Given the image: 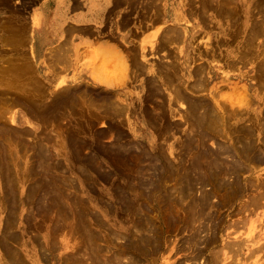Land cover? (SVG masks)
<instances>
[{
	"label": "rangeland",
	"instance_id": "obj_1",
	"mask_svg": "<svg viewBox=\"0 0 264 264\" xmlns=\"http://www.w3.org/2000/svg\"><path fill=\"white\" fill-rule=\"evenodd\" d=\"M3 1L4 0H0V2H1L0 3L1 4L0 5V19H1L0 23L3 27V29L8 28L5 25L10 23V22L14 23V25L19 24L18 25L19 27H20V25H22L23 27L21 26V28H24V26L26 27L27 25H25L26 24L25 22H27L28 15H29L27 12L29 10L28 8H31V6L33 5L34 2H36V0H22L24 2V5H23V3H21L22 2L21 0H13V1L12 0L11 1L5 0L4 1L5 3ZM6 1L7 2L9 1L8 2L9 4L11 2L12 5L9 7H8V5L4 6V4H8ZM202 1L203 0H201V1L198 0V2H197L196 0H193L191 3L194 6L197 5L199 7V10H198L199 13L197 11H195L196 20L193 21L194 25L191 24L190 29H189V33L191 34L190 35L191 36L190 41H189V50L187 53L184 54V58H183L184 59L183 69L185 71V74L182 77V80L177 79L176 82H175V80H173V82H175V85L173 84V82H168L169 86L167 84V91L165 92L166 95L165 96L162 95V96H164V98L162 96H160L161 101H160V99L158 100V101H160L158 103L164 102V103H166L167 106H165V105L158 106L159 105L158 104L156 106L159 107V109H157L155 107V105L151 106L152 108L150 106H147L145 109H144V106L137 107L136 114H135L134 107H127V108L122 107L123 109H121V108L120 109L123 111H121L119 113H118V111H117V113H115V111H113V114L112 113L110 114V116L112 115V117L110 119L111 121L110 120L109 121L104 120L103 122H98V123L95 122L96 124L94 122L93 123L88 122V126H87V123L86 124L84 123L85 127L83 128V130H85V135H82L81 137H74V138H61V137H56L53 132L42 131L44 128L40 127L39 123H37L35 121H23L21 119L18 120L17 117H15V115L17 112L21 111V109L23 108L21 105H14V104L7 105L6 103H4V105H1V103H0L1 109L3 108L2 111L0 109V111L2 113V114L0 113V152L2 153L4 151V154H6L8 152V154L10 155L9 151L11 150L13 152V155L11 157H12V159H14V160H12L14 165L11 164V166L12 165L16 166L15 162H20V165H19L20 171L17 170V171H15V173L18 172V173L23 174V175L21 174L20 176L14 175V177L9 176L7 174V171H5L6 167L0 161L1 162L0 163L1 164L0 169L2 170L3 173L5 171L4 174L0 172V234H1L0 240L3 239L2 241H4L5 240L4 238L8 239V237H4L5 235H3V234H5V233L11 232L12 235L17 234L18 236L13 235L12 237H9L10 246L13 249H17V250H20L22 252L21 254L23 256V259L25 260L26 263L28 262L27 264H83V263L84 264H88V263L93 264V262H95L94 264H98V263L101 264L100 261H98V257H100L101 254H103L101 256H104V255L108 256L107 253L112 254V255L109 254V256H112V258L113 257L117 258V256H120L119 259L118 258L114 259L115 264L116 263L117 264H124V263L125 264H129V263H131V264L132 263L133 264H140V263L141 264H182V263L183 264H192L193 261H195V262H193V264L194 263H196V264L197 263L198 264H203V263H205V264H236V263L237 264H240V263L241 264H264V259H263L264 258V256H263L264 250L254 252L253 257H252L251 252L250 251L247 252V249L244 250L242 254H235L234 247H232L234 245L233 242L236 241V239L240 240L243 238L249 239L248 243L250 245V249H252V250L255 249L256 247H258L260 244H264L263 243L264 242V231H263L264 230V225H263L264 224V197H262V195L264 194V192H263L264 189H263L262 183H261V182H264L263 181L264 180V171H263L264 170V164L260 165L261 167L259 166L257 168V170L255 169L254 173L251 170L249 171L248 168H247V172L245 169L242 170L241 174H243V175L239 176L241 180L244 178L248 180L250 178L249 180L251 181V179L253 178V179H255V181H253V180L252 181L256 182L258 184L260 183V185H258V188L255 186L254 187L249 186L248 188L245 186H243V187L239 186V189L237 192L238 193L237 195H239V196L234 195L233 193H228V192H227V194H228L227 195L226 190H224L223 187L220 188V187L216 186V182L208 184V185L205 184V186L207 185L206 189L209 188V190H212V187L214 186L215 188L213 187L214 191L212 190V195L213 196L218 195L217 197H219V198H216L213 196H212V198L215 200H213L211 198L212 201H215L214 208H212L211 210L210 209L207 210L211 213V216H210L211 219H209V220H208V218L204 219L205 216L202 217V215H201L200 218H203V219H199V218L197 219L196 218V220H195L194 218H192V215L194 217V214H192V213H195V211H191L192 208L189 209L192 206L194 207V203L193 202L191 204L187 203L188 201H186V200H188V198L185 195L184 196L182 195L183 198L181 197L180 198L181 200L180 199H174L175 196L171 193V191H172L171 189H172V186L174 184L173 183L174 179L172 176L173 173L176 174L177 172H175V171H177L178 168L183 172L185 170V169H183L184 165L185 166L186 165H192V168H193V164H192L193 159L191 157V156H193L192 155L193 153H191L190 148L188 149V146H187L188 145V143H187L188 138H186L187 134L182 129V128H186L188 126V123L183 122L186 125L184 126V124L182 123V125H181L182 128H180L179 130L177 129L176 131L169 129L168 130L169 132L166 131V133L168 132L167 134L165 133V131H164V133H163V131H161L160 133L154 131L152 134V132H151L152 129L150 130V128H151L150 125L155 122L156 117L158 115H160L162 117L163 116L167 117V118L165 117L166 122H164V124H166V123L168 124V122H170L169 120L174 121L176 119V121H177V119H178V121H179V119H181L180 115L182 116V114H184L183 111L185 110L184 109L185 104H184V102H181L182 98H180L181 96H179V94H176V92H178V90H179L178 88L184 84L185 80H186V82H185L186 85L184 84L185 86H182V89H184L183 91H186L185 89L189 88L190 91H192L194 94H200V95L201 94L207 95V94H210V91H215V94L217 92L218 96L222 97L223 100L225 99L226 96L230 95L231 93L236 94L235 91H236L237 87H242L239 89L242 91L243 87H247V85H248L250 87L249 92L247 93V97L249 96L248 97L249 98L248 99L249 100V109L250 108L251 109L257 108L258 109V108L264 107V99H263L264 98V82H263V80H264V74H263L264 73L263 72L264 62H263V60L264 59H262V58H264V55H263L264 54V47H262L264 45V31H263V33L256 36V38L254 39V42H251L252 45H254L255 43H256L255 45H258V46H254L255 49H253V46H251L250 43L247 44V42H245L243 40L244 39V31L243 30L246 28V26L250 25V23L254 24L255 23L254 21H256L257 19H258L257 21H259L260 19L264 20V16H263L264 15V9H263L264 8V2H263L264 0H257V1L256 0H249V1L248 0H231L232 2H230L231 5H229V6L231 8L235 7V9L237 8V10L239 7V11L236 10L237 11L236 12V11H234L235 10L234 9L233 10L234 12L232 11L229 14V16L226 15L227 13L224 14V13L219 12L218 9L216 10L217 2H215L214 0H211V3L210 2L208 3V0H204L203 2ZM205 1H207V2L205 3ZM233 1H234V3H233ZM2 2L4 4H2ZM256 2H259V3H256ZM20 3H21V5H23V8H21L22 6L20 5ZM232 3L234 5V7H232L233 6ZM236 3L239 6H237ZM243 6H245V7H243ZM10 7L11 8L13 7V8L8 9ZM205 7L206 8L209 7V8L206 9ZM258 7H260V8H258ZM16 9L18 11L22 10L25 12H21V13H24L21 16L20 12H18ZM208 9H210V10L208 11ZM257 9H258V11H257ZM9 10H10V12H9ZM13 10L14 11L16 10V13H14ZM206 10L208 11V13ZM240 11H241V13H240ZM252 11H253V16L251 14ZM257 12L258 13L261 12V14L260 13L258 14ZM10 13H11V15H10ZM13 13L16 14L17 16L14 15ZM235 13L237 15H235ZM247 13H248V16H246ZM223 14L226 16H224ZM231 14H232V16H230ZM239 14H240V17L243 16L244 18L243 17H241V18L237 17V16H239ZM12 15H14L16 17H14ZM198 15L201 16L202 19ZM219 15H221V16H219ZM10 16L14 17V18H11ZM6 17L8 18V20ZM227 17H229V18H227ZM231 19H233V20H231ZM208 20H209V22H208ZM18 21H20V22H18ZM203 21L204 22L206 21V22L203 23ZM236 21H237V23H236ZM3 23H4V26H3ZM23 23H24V25H23ZM245 24H247V25H245ZM231 26L233 27V29ZM236 28H238L239 32ZM3 29H2L3 34L8 32L7 30L3 31ZM26 29H27V27H26ZM226 29H228L229 31ZM231 29H232V31H230ZM0 30H1V26H0ZM240 31H241V33H240ZM236 32H237V34H235ZM2 33L0 34V36L2 35ZM234 36L236 38H234ZM219 37L221 38V41H219L220 40ZM225 38H227V39H225ZM243 43L246 44L245 46H247V45L248 46L247 47L243 46L242 45ZM262 43H263V45H262ZM216 45L218 47L219 46L220 47L218 48V47H216ZM260 45H262V46H260ZM241 48H243V49H241ZM244 49L248 50V51H245ZM249 50H250V52H249ZM261 50H262V53L260 55ZM2 51L4 52L5 49H3ZM214 51H216V52H214ZM242 51H244V52H242ZM246 52L248 53L247 56H246V54H244ZM251 52H253L254 55L251 54ZM249 53L251 54V56ZM240 54L242 57L238 58V55L240 56ZM243 54L245 55L244 59H243ZM255 55H256V58H255ZM253 56H254V58H253ZM189 57H190V60H189ZM223 57L225 58L226 61L224 60ZM245 57L247 58L246 60H245ZM237 58H238V60H237ZM248 59L249 60L251 59V61L249 62ZM229 60L232 62V64H229V62H230ZM260 60H261V62L259 63ZM225 62H226V65H225ZM257 62H258V66H257ZM195 63H197V64H195ZM5 64H7V63L5 62ZM242 64H245V65L242 66ZM206 65H207V67H206L207 76H206V80L204 81L205 83L201 82L199 80H195L196 78L194 79L193 76L190 77V71L192 69H197L200 66L202 67V66H206ZM230 65H232V66L236 65L238 68L236 66L235 67L231 66V68L235 69L234 71H231L230 70L231 68H229ZM259 65L262 67L263 70H261V67L258 68ZM252 67H254V68H252ZM236 70H237V72H236ZM258 70H260V71H258ZM256 71H258V72H256ZM209 75H212V76L214 75V76L211 79L209 77ZM231 75L234 77L230 78ZM253 75H255L258 78L260 76V78H263V80L261 79V81H260L256 77H254ZM177 81H178V83H177ZM179 81H181V82H179ZM197 81L200 82L199 83L200 85L198 84ZM258 81H260V82H258ZM191 83L193 84V87H192ZM195 83H197L198 86ZM231 83H235L234 89L230 88ZM179 85H181V86H179ZM188 85H190L191 88ZM194 85H196V86H194ZM201 85H203L202 88H204V89L201 88ZM18 87L15 86L16 90H14V92H12L13 89H10V92H9L8 87H7V83H5L4 86H0V90H1L0 93L3 94L7 90L6 92H9L10 94L9 93H6V94L9 96H11V95L14 97H16V95H17V97L22 96L23 89H21V91H20V89ZM171 87H173V88H171ZM171 89H173V90L171 91ZM257 89H259L262 92V93L259 92L262 96H260L256 93ZM254 90H256V91H254ZM174 96H175V99H174ZM218 96L217 97L215 96V97L218 98ZM171 97H172V99H171ZM177 98H178V100H177ZM184 99H183V101H185ZM178 101H179V103H178ZM171 103H173V104H171ZM161 106H165V108L161 107ZM154 107L156 108V110H159V111L156 112ZM174 107H176V108H174ZM124 109H126V111ZM173 109H174V111H173ZM175 109H177L176 112H175ZM160 111H162V112H160ZM252 111L253 110H250L249 113L247 114V116L249 115L250 118L252 116L256 117L255 112H252ZM154 112H155L156 116L154 115ZM158 112H159V114H158ZM164 112H166V114L168 116ZM35 113H37V110H35ZM122 113H123V115H122ZM151 113H152V115H151ZM116 114H118V115H116ZM119 114H121V115H119ZM123 116L127 117L126 119L128 120L126 122V126L122 122V120L125 119ZM150 117H152L154 120L150 121L148 119ZM250 118L246 119L249 122L245 120V124L249 123L246 125H251L250 122H253V119L252 118L250 119ZM165 119H163V120H165ZM112 121H114V122H112ZM179 122H181V121H179ZM110 123H112V125ZM149 123H150V125H149ZM4 125L6 127H4ZM64 125L66 128L69 127V129L70 128L74 129V124H72L71 122L69 123L66 121V122H64ZM109 125L111 126L110 132H109V130H108V132L105 131V133H104L105 136L103 135V136L98 137L97 132H99V130H101V129H107V127ZM117 125H118V127H117ZM101 127H103V128H101ZM116 127H117V129H116ZM252 127H253V125H252ZM6 128H8V129L11 128V130H6ZM92 128H94V129H92ZM49 129L50 128L48 127L47 130H49ZM114 129H116L117 131H114ZM121 129H122V131H120ZM15 130H16V132H15ZM118 132L121 135H119ZM121 132H123V133H121ZM260 132L261 131L258 129L257 133H260ZM21 133H23V135H21ZM95 133H96L98 138L95 137ZM161 133H162V136H161ZM183 134H186V135H184L185 137L182 136ZM4 135H8V136H4ZM16 135L19 137H17ZM158 135L161 137H159ZM123 136H125V137L127 136V137L125 138ZM6 137H8V138H6ZM11 137H13V138H11ZM99 138L101 140H98ZM5 140H7L8 143ZM96 140L101 141V142L97 143ZM185 140H186V144H185ZM18 141H19L20 145L18 144ZM25 141H26V143H25ZM69 141L71 143H73V145L69 144L70 143ZM217 141L218 140L216 138L214 140L209 139L207 141V143L210 144L212 147H216ZM79 142H81L82 144L79 145ZM180 142H182V143H180ZM183 142L185 145L183 144ZM23 144H26V145H23ZM39 145H41V147H43V150L45 148L46 149L44 151L43 150L41 151V147ZM1 146H2V150H1ZM37 146L40 147V150L38 149ZM188 150L190 152H188ZM70 152H75V153L69 154ZM196 154L194 153V155H196ZM155 155L158 156L160 160H157ZM11 157H10V159H11ZM20 159H21V161H19ZM152 159H154V161H151ZM162 161L166 165V167L168 165V168L171 166L170 167L171 169H174V168L175 169L170 170V168L169 169L167 168L166 170H161L162 176L159 177V181L164 183V187H165V185H167L166 189H165L166 192L164 190H161V191L153 190V192H152V189L150 192L147 189L146 183H150L149 181L152 178H156V175H155V177H153L155 174V171L153 169H151V170H149V169H150V167L154 166V164L156 162L159 165ZM151 162H152V164H151ZM42 163H43V165H46L48 167L51 166V167H49L50 169L45 168L44 170H42L43 169ZM251 164L253 165V163H251ZM149 165H150V167H148ZM25 166H31L32 168L35 167L36 169L34 171H36V172H34V171L30 172V174L28 173L29 174L28 175L25 172ZM143 166L144 167L146 166V167L144 168ZM12 168L15 169V167H12ZM147 168H149V169H147ZM3 169H5V170H3ZM21 169H23V171ZM141 169H143V170H141ZM180 170H179V174H181ZM168 171L170 173H168ZM172 171H174V172H172ZM195 171L196 170H194V171L192 170L190 172L192 174L187 173V175H189V177L191 175L192 178H194L195 180H196V178L200 177L199 179L202 182L204 180V176L206 174L202 173L204 175V176H202V174L200 175L199 173L198 174L196 173L198 177H195V175H194ZM40 174H41V176H40ZM37 175H39V176H37ZM42 175L44 178L42 177ZM45 175L47 178L45 177ZM185 175L186 174H184L183 176L187 177ZM163 176H164V178H163ZM201 176H202V179H201ZM10 177H11V179H10ZM189 177H187V178H189ZM49 178H50V180H48ZM53 178H54V180H53ZM4 179L6 180V182L4 181ZM163 179H164V181H163ZM171 179H172V183H171ZM180 179L182 180V178H180ZM194 179H192V180H194ZM221 179H223V178H221ZM228 179L229 178H227V180ZM230 179H233V178H230ZM223 180L225 182L226 179H223ZM45 181H46V183H44ZM29 184L32 185L33 187L30 186ZM198 184L199 183H197V186H198ZM209 185L210 186L212 185V186L210 187ZM219 185H220V181H219ZM239 185H240V183H239ZM10 186H12V187L8 189V187H10ZM15 186H16L18 191L16 190ZM41 186H42V189L40 188ZM52 186H54V187H52ZM197 186H195V190H194L196 192H194V191L193 192L197 193L198 189H199L198 194H200L203 191V189H202L203 186L201 184H199L200 187L202 186L201 188H199V187L197 188ZM45 187H47V188H45ZM244 187H245V189H244ZM30 188H32V189H30ZM203 188H205V187H203ZM241 188H242V190H241ZM10 189H12V190H10ZM13 189H14V191H13ZM51 189H53V190H51ZM144 189H145V191H144ZM201 189H202V191H200ZM252 189H253V193L251 191ZM4 190L6 193L4 192ZM222 190H223V192L224 191L225 192L222 193ZM255 190H256V192H255ZM44 191H47V192L50 191L51 194L49 192L48 193L45 192L46 193L45 194ZM162 191L165 193H163ZM244 191H245V193L243 194ZM249 191L251 192L250 194H252L251 197L249 195ZM53 192L56 194L58 193V195L53 194ZM159 192L163 193L165 195V197L163 194H160ZM214 192H216V193L214 194ZM9 193H10V195H8ZM41 193H42V195H41ZM156 193L158 194V197H156L157 196ZM194 193H192V194L195 197L196 194H194ZM258 193L259 194L261 193L262 195L261 194L259 195ZM148 194L150 196H148ZM166 194H169V195H166ZM219 194H221V195L219 196ZM229 194H231V195H229ZM39 195L42 197H40ZM125 195H127V196H125ZM244 195H246L248 198ZM258 195H259L258 200L261 199L259 202H260V204L262 203L261 204L262 207L260 205V207L258 206V208H257L254 205H252L253 203L251 204L250 202H251L252 198H254V196L257 197ZM4 196H5V198L7 197V199H3ZM38 196H39V199L36 198ZM8 197L12 198V200L10 198L8 199ZM23 197H25V198L23 199ZM226 197H227V199H226ZM229 197H231V198H229ZM35 198L37 201L35 200ZM228 198H229V200H228ZM32 199H34V200H32ZM182 199H183V201H182ZM5 200L8 203L5 204ZM19 200H21V201H19ZM125 200H126V202H125ZM224 200H226V201H224ZM234 200H235V203H233ZM244 200H245V202H244ZM18 201H19V203H18ZM58 201H59V203H58ZM246 201H248V202L246 203ZM32 202H34V203H32ZM169 202L171 203V206L169 205L170 204ZM181 202H183V204ZM37 203H39V204H37ZM40 203L43 204V206L42 205L40 206ZM47 203H48V205L46 207L45 205ZM229 203H230V205H229ZM244 203L246 206L245 205L243 206ZM2 204L5 206H3ZM180 204L182 207L180 206ZM12 205L13 206L15 205V206L13 207ZM172 205H173V207H172ZM225 205H227V206H225ZM185 206L188 209H184V208H186ZM4 207L6 208V210ZM128 207L131 209H129ZM219 207H221V208H219ZM243 207H244V209H243ZM40 208H42V209H40ZM126 208H128L129 210ZM235 208L238 210H236ZM239 208H241V209H239ZM50 209H51V211H50ZM192 210H194V209H192ZM231 210L233 211V213L231 212ZM207 211L205 213H207ZM239 211H240V213H239ZM249 211H250V213H249ZM5 212H6V214H5ZM15 212H16V214H14ZM171 212H172V214H171ZM177 213L178 214L180 213V215H178ZM220 213H222V214H220ZM44 214H46V215H44ZM63 214H65V215H63ZM81 214H82V217H81ZM5 215L6 216L8 215V219H6L7 217ZM86 215H87V217H86ZM213 215H214V217H213ZM248 215H249V217H248ZM61 216L62 217L64 216V218H61ZM169 216L172 218H170ZM12 217L14 219H12ZM56 217H58V218H56ZM148 217H150V219ZM220 217L222 219H220ZM4 218H5V220H4ZM66 218L69 220H67ZM79 218H81V220ZM147 218L149 221H151L150 224L148 223L149 222L148 220L146 221ZM169 218H170V220L172 219L174 221L171 220L172 221L171 222L169 220ZM213 218H214V220L216 219V223L213 220ZM242 218L244 220L246 218V220L244 221ZM9 219L12 220L10 223L9 231H8V227H7V229L5 228L7 231H5V229L2 231L3 227L7 226L6 223H7V221H9ZM144 220H145V222H143ZM200 220H203V221H200ZM211 220H213L214 222H212ZM217 220L219 222L218 225H217V223H218ZM236 220H237V223L240 220L238 224H236V222H235ZM242 221H243V223H242ZM146 222L150 226L151 225L153 226V227L151 226L152 228L149 226L151 228V230L149 227H147L145 230V227L147 224ZM198 222H199V224H198ZM220 222H221V226H220ZM230 222H232L233 224ZM59 223L60 224L62 223V224L60 225ZM200 223H201V225H200ZM203 223L204 224L208 223V224H205L206 225L205 226ZM13 224H14V226H13ZM148 224H147V226H148ZM213 224H214V227L212 226ZM225 224H226V226H225ZM231 224L234 226H232ZM239 224H240V226H239ZM242 224L243 225L245 224V225L242 226ZM62 225H64V226H62ZM97 225H99V226H97ZM100 225H101V227L103 226L104 228L103 227L101 228ZM141 225H143V226L140 227ZM155 225L157 226L156 228H155ZM194 225L195 226L197 225L196 231L199 230L198 234L197 233L196 234L199 235L200 238L202 237L200 242H199V240H200L199 236L198 237L196 236L197 238L193 237V236L191 237L192 239L193 238H196V240L199 239L195 243L192 239L188 238L191 235H193V233L196 232L195 231L196 228L195 227H194L195 229L193 228ZM198 225L200 226L199 228H201L202 231H201V229H198ZM202 225L205 227V229H204V227H202ZM208 225H210V227L212 226L211 227L212 229ZM8 226H9V223H8ZM143 227H144V229H142ZM189 227L191 228V230ZM134 228L135 229L138 228V229L135 230ZM192 228L194 229L195 232L193 231ZM84 229H85V231H83ZM88 229L90 232H92L91 230H93V232L98 234V237H100V238H98V240L100 239V241L96 240V243L98 245H101L100 246L101 249H104L106 247L103 251L100 250L98 252L97 256L98 255L99 256L96 259L97 262L95 261V259H90L91 254L93 252H92V248H90L91 244L88 245L90 242H88V244H87V241H90L87 238L88 236L80 237L81 235H86L88 232ZM147 229H149L150 232L147 231ZM209 229H211L212 231L214 230L213 232L216 231V233H213L211 231L213 234V235H211V233L209 232L210 231ZM77 230H79V231H77ZM110 230H111V232H110ZM139 230L142 232L140 233ZM73 231H74V234L72 235ZM155 231L157 232V234ZM1 232H3V233H1ZM57 232H58V234H57ZM90 232H88L87 235H89ZM133 232H135V233H133ZM143 232H146V233H143ZM207 232L209 233V235ZM75 233H77V234H75ZM111 233H114V235L112 234L113 239L111 238V235H110ZM79 234H80V236H79ZM118 234H120V235H118ZM133 234H134V236H133ZM147 234L152 236V237L149 236V239L152 238L151 239L152 241L150 242L152 244L147 243V242L144 243L145 241L141 242L140 239L142 238V235L145 236ZM206 234L208 235V237ZM250 234H251V236H250ZM116 235H117V237H114ZM125 236H127V237H125ZM155 236H157V237L159 236L160 241H159V238L155 239L156 238ZM203 236H204V239H203ZM213 237H214V240L212 241ZM237 237H239V238H237ZM83 238H85V239L87 238V239L86 240L84 239V241H83ZM89 238H90V236H89ZM101 238L104 240H101ZM114 238H116V239H114ZM127 238H128V242L126 241ZM187 238L190 240L188 241ZM215 238H216V240H215ZM109 239H110V241H109ZM133 239H135V240H133ZM137 239H138V243H136ZM111 240H113V241H111ZM114 240L117 243H115ZM251 240L253 242H251ZM218 241L220 242L222 247L220 246ZM230 241H232V243H230ZM78 242H79V246H78ZM81 242H84V244H83L84 246L82 245ZM107 242H108V244H107ZM189 242L191 245L192 244H194V245L189 247V245H190V244H188ZM201 242H203L204 245ZM96 243H95V245H96ZM196 243L198 244L197 249L195 248ZM124 244L126 247L124 246ZM157 244H158L159 248L156 247ZM159 244H161V245H159ZM76 245L78 247H76ZM85 245H87V246L85 247ZM107 245L109 246V248ZM81 246H82V248H81ZM145 246L147 247V249ZM154 246H155V248H154ZM127 247H129V248H127ZM138 247H139V249H138ZM205 247H206V250H205ZM227 247H229V248H227ZM110 248H112V249H110ZM132 248H134V249H132ZM190 248L192 249V251ZM198 248H199V250H198ZM2 249L4 250L3 246H0V264H5L3 262V260L1 259V257L3 259L8 260V255L6 256L5 255L6 252L4 251V253H3ZM85 249H86V251H85ZM140 249H141V251H140ZM78 250L80 251V253ZM142 250L144 251V253ZM146 250H148V251H146ZM193 250L194 251L197 250V253L193 252ZM211 250L212 251L214 250V251L212 252ZM218 250H220L221 252H219ZM83 251H84L85 255L83 254V257H82L81 253H83ZM89 251H91V252H89ZM129 251L131 253H129ZM231 251H233V252H231ZM76 252H78V253H76ZM87 252H89V253H87ZM105 252H106V254H104ZM120 252L122 253V255H120L121 254ZM124 252H126V253H124ZM215 252H216L217 256H215ZM86 253H87V255H86ZM94 253H96V250L94 251ZM2 254L4 255L5 258L3 257ZM78 254H80L79 255L80 257L78 256ZM127 254H129L130 256ZM139 254H141V255H139ZM192 254H194V255H192ZM196 254H199V255H196ZM233 254H235V255H233ZM250 254H251V256H250ZM74 255H75V257H74ZM123 256L127 258V262H124V261H126V260H124L126 258H123ZM131 256H133V257H131ZM139 256L142 258V261H140V262H139V260H141V258ZM196 256H198V257H196ZM73 259H74V261H73ZM214 259L216 260V262L214 261ZM218 259H219V262H217ZM231 259H232V261H231ZM89 260H94V261L91 262ZM118 260H119V262H117ZM122 260H124V261H122ZM234 260H235V262H234ZM81 261H83V262H81ZM136 261H137V263H136Z\"/></svg>",
	"mask_w": 264,
	"mask_h": 264
},
{
	"label": "crops",
	"instance_id": "obj_2",
	"mask_svg": "<svg viewBox=\"0 0 264 264\" xmlns=\"http://www.w3.org/2000/svg\"><path fill=\"white\" fill-rule=\"evenodd\" d=\"M150 1L152 3H150ZM156 1L157 3L154 0H36L28 10L29 19L26 23L27 29H29H26V31H30L29 34L31 35L27 42L17 45V50L12 44H8L7 46V44L2 45L0 43V49L4 46L8 48V50H6L7 48L4 47L6 50L5 57L11 55V57H14L15 54L16 56L14 59H16L22 54L23 56L27 55L25 58L22 56L24 60L22 58H19V60L22 59V61L25 62L29 61V63L31 61L32 64H29L28 62L27 64L31 65V67H29L32 70L36 67V70H30L31 72L35 71V74L31 73L33 74L31 75L29 71L26 77L22 78L24 79L23 96L21 100L23 102H21L22 104L18 103V98H15L17 103L15 102L14 104L21 105L23 108L16 113L15 117H17L18 120L35 121L39 123L40 127L44 128L42 131L53 132L56 137L74 138L85 135V130H83V128L87 122H91L90 120H93L92 122H98V119L102 118L99 122H103L104 120L109 121L111 119L109 118V114L113 113V110L109 111L111 110L109 107L117 106L118 103L116 102H119V100L122 104L119 102L118 106L124 104V107H134L135 114L137 107L145 105L152 106V104L157 105L160 97L159 95H165V92L167 91V84L170 81V76L168 75L174 71V68L171 67H174L173 65L175 62H178L179 65L178 63L177 65L179 68L184 70V60L182 59L184 58V54L189 50V41L191 37L189 29L191 24L194 25L193 21L196 20L195 11L198 12L199 7L191 4V0ZM148 3L153 4V9ZM155 3L157 4L156 6ZM190 7L192 9H190ZM159 8L161 10H159ZM188 10L192 11L190 12ZM168 28L173 31L167 30ZM165 29L167 33H164V35L169 37L171 34H175L176 36H174L178 40L176 41V38L172 35L170 37L174 38V40L171 38L172 41L167 39V36L165 39L164 35L161 33L164 32ZM168 31L171 32V34ZM181 32L183 33L180 34ZM29 34L27 33L28 36ZM165 40H169V43L167 44ZM29 44L31 46H29ZM29 50L31 52H27ZM55 50L59 51H56L58 54ZM51 54H57L56 57H58L56 58L55 55ZM166 55L171 56V59ZM178 56L179 58L176 59ZM54 57L57 60L59 57L60 59L58 61L56 60V62ZM162 57L165 59H163L164 62L167 61L166 63L161 61ZM27 58L28 60H26ZM19 62L21 63V61ZM172 62L174 63L173 65ZM22 63L24 64V62ZM162 65L165 67L168 66L166 68L164 67L165 72L163 68H160ZM18 68L16 71H13L14 75H16L15 72H17ZM170 69L173 71L170 72ZM168 70L170 71L168 72ZM36 72L38 74H36ZM148 77L151 79H148ZM152 78H156L158 82L155 81L156 79L152 80ZM166 78H168L169 81L165 82ZM162 79H165V81L163 82ZM31 80L36 83L38 82L39 84H35L33 81L31 82ZM41 82H43V88L41 87ZM25 83H27V85ZM28 83L33 86L28 85ZM153 84L154 86H159L158 89L161 88L160 91L154 86L152 88ZM46 85L51 87L53 92L50 91V88L48 87V89ZM148 85H151V87ZM28 86L36 88H33L34 90H32ZM45 87L47 90H45ZM63 87L66 89H63ZM162 88L163 91H161ZM67 89L70 91L72 90L73 92H67ZM28 90L34 92L30 93ZM100 90L105 93H100ZM48 92L56 94L51 95L49 93L51 97L50 99L49 95H47ZM87 92H92L93 94H88ZM72 94L75 96H72L71 99ZM40 96L43 98H39ZM46 96H48V100ZM153 97H157L158 99ZM61 98L63 99L61 100ZM64 99H66L68 103H72L67 104ZM149 99L153 100L150 101ZM31 100L35 101H33V105ZM41 100L42 102L40 105ZM112 100L115 102H112ZM156 100L157 102H155ZM62 101L65 103L63 104ZM78 101H81L82 103ZM83 102L84 105L82 107ZM107 102H109V104ZM35 103L37 105H35ZM71 104L73 107L72 109ZM48 106L49 109L47 108ZM74 107L76 108L75 110ZM105 107L107 110L104 109ZM100 108L103 109V111H101ZM35 110H37V113H35ZM91 111L92 114L95 115L96 113V115H92ZM105 111L106 113H110H107L106 115ZM102 112L103 115L101 114ZM90 114L95 118L97 116L98 119L96 118V120L91 117ZM66 121L74 124V129H69V127L66 128L64 125V122ZM48 127L50 128L49 130H47ZM69 144L73 145L71 142ZM74 153L75 152H70L69 154Z\"/></svg>",
	"mask_w": 264,
	"mask_h": 264
},
{
	"label": "bare ground",
	"instance_id": "obj_3",
	"mask_svg": "<svg viewBox=\"0 0 264 264\" xmlns=\"http://www.w3.org/2000/svg\"><path fill=\"white\" fill-rule=\"evenodd\" d=\"M5 1V0H4ZM3 1V2H4ZM11 1V0H10ZM13 1V0H12ZM22 1V0H21ZM156 3H157V1L156 0H154ZM162 1V0H161ZM187 1H189V0H187ZM191 1H193V0H191ZM197 2H198V0H196ZM201 1V0H200ZM204 1V0H203ZM202 1V2H203ZM215 2H217V8H216V10L218 9L219 10V12H221V13H227L226 15H228L229 16V14L235 9V7H234V5H233V3H234V1H233V3H232V7H234V8H231L229 5H231L230 4V2H232L231 0H214ZM249 1V0H248ZM257 1V0H256ZM2 2V4H4ZM7 2V1H6ZM9 2V1H8ZM7 2V3H8ZM32 2V1H31ZM207 1H205V3H206ZM211 3V0H208V3ZM260 2V1H259ZM259 2H256V3H259ZM264 2V1H263ZM1 3V2H0ZM21 3H23V5H24V2L22 1ZM21 3H20V5H21ZM150 3H152L151 1H150ZM150 3H148L149 5H151L150 7H152V5L153 4H150ZM155 3V6L157 5ZM229 3V4H228ZM238 3V2H237ZM237 3H236V5H237ZM15 4V3H14ZM13 4V5H14ZM188 4V3H187ZM186 4V5H187ZM190 4V3H189ZM202 4V3H201ZM228 4V5H227ZM239 4V3H238ZM1 5V4H0ZM5 5H8V7L9 6H11L12 5V3L10 2V4L8 3V4H4V6ZM23 5H21L22 7L21 8H23ZM28 5V4H27ZM211 5V4H210ZM227 5V6H226ZM249 5V4H248ZM261 5V4H260ZM17 6V5H16ZM188 6V5H187ZM190 6V5H189ZM197 6V5H196ZM237 6H239V5H237ZM256 6V5H255ZM27 7V6H26ZM149 7V8H150ZM154 7V6H153ZM153 7H152V9H153ZM201 7V6H200ZM243 7H245V6H243ZM263 7V6H262ZM3 8V7H2ZM13 8V7H12ZM11 7L10 8H8V9H12ZM17 8V7H16ZM206 8V7H205ZM207 8H209V7H207ZM206 8V9H207ZM258 8H260V7H258ZM18 9V8H17ZM16 9V10H17ZM28 9H30V8H28ZM151 9V8H150ZM188 9V8H187ZM190 9H192L191 7H190ZM212 9V8H211ZM255 9V8H254ZM264 9V8H263ZM16 10L14 11L13 10V12L14 13H16ZM20 10V9H19ZM157 10V9H156ZM159 10H161L160 8H159ZM205 10V9H204ZM210 9H208V11H209ZM237 10V8L234 10V11H236ZM262 10V9H261ZM8 11V10H7ZM18 11V10H17ZM188 11H190V10H188ZM192 11V10H191ZM190 11V12H191ZM207 11V10H206ZM208 11H207V13H208ZM233 11V12H234ZM237 11H239V7H238V10ZM236 11V12H237ZM255 11V10H254ZM257 11H258V9H257ZM260 11V10H259ZM9 12H10V10H9ZM18 12H20V14H21V16H22V14H24V13H21V12H25V11H18ZM28 12V11H27ZM205 12V11H204ZM245 12V11H244ZM263 12V11H262ZM13 13V14H14ZM199 13V12H198ZM239 13V12H238ZM240 13H241V11H240ZM256 13V12H255ZM254 13V14H255ZM258 13V12H257ZM260 14H261V12H259ZM258 13V14H259ZM158 14V13H157ZM223 14V15H224ZM251 14H252V16H253V11L251 12ZM257 14V15H258ZM5 15V14H4ZM10 15H11V13H10ZM14 15H16V14H14ZM14 15H12V16H14ZM207 15V14H206ZM226 15H224V16H226ZM235 15H237L236 13H235ZM263 15V14H262ZM261 15V16H262ZM17 16V15H16ZM16 16H14V17H16ZM156 16V15H155ZM199 16V15H198ZM219 16H221V15H219ZM230 16H232V14L230 15ZM234 16V15H233ZM246 16H248V13H247V15ZM264 16V15H263ZM3 17V16H2ZM1 17V18H2ZM11 17V16H10ZM9 17V18H10ZM14 17H11V18H14ZM159 17V16H158ZM157 17V18H158ZM200 18H201V16H199ZM237 17H240V14H239V16H237ZM236 17V18H237ZM241 17H243V16H241ZM240 17V18H241ZM7 18V17H6ZM10 18V19H11ZM31 18V17H30ZM222 18V17H221ZM225 18V17H224ZM227 18H229V17H227ZM231 18V17H230ZM235 18V17H234ZM244 18V17H243ZM9 19V20H10ZM28 19H29V17H28ZM159 19V18H158ZM157 19V20H158ZM202 19V18H201ZM1 20V19H0ZM3 20V19H2ZM7 20H8V18H7ZM231 20H233V19H231ZM239 20V19H238ZM258 20V19H257ZM254 21L255 23L253 24V23H250V25H248V26H246V28L243 30L244 31V41L245 42H247V44L248 43H250L251 44V42H254V39L256 38V36L257 35H259V34H261V33H263V31H264V20H262V19H260L259 21ZM16 21V20H15ZM3 22V21H2ZM17 22V21H16ZM18 22H20V21H18ZM29 22V21H28ZM206 22V21H205ZM204 21H203V23H205ZM208 22H209V20H208ZM207 22V23H208ZM26 23V22H25ZM232 23V22H231ZM236 23H237V21H236ZM18 24V23H17ZM21 24V23H20ZM209 24V23H208ZM207 24V25H208ZM225 24V23H224ZM233 24V23H232ZM19 25V24H18ZM18 25H14V23H8V24H6L5 26L6 27H8V28H6V29H3V27H2V25H1V23H0V26H1V32H0V34L2 33V29H3V31L5 30H7L8 32H6L5 34H3L2 33V35L0 36V43L2 44V45H5V44H7V46H8V44H12L15 48L16 47H18L17 45H20L21 43H24V42H27V40H28V38L30 37V35L31 34H29V32H27L26 31V27L24 26V28H21V26L22 25H20V27L18 26ZM23 25H24V23H23ZM25 25H27V23L25 24ZM167 25H169V24H167ZM222 25V24H221ZM234 25V24H233ZM245 25H247V24H245ZM3 26H4V23H3ZM229 26V25H228ZM227 26V27H228ZM240 26V25H239ZM23 27V26H22ZM173 27V26H172ZM171 27V28H172ZM232 27V26H231ZM235 27V26H234ZM238 27V26H237ZM177 28V27H176ZM181 28V27H180ZM239 28V27H238ZM238 28H236L237 30H238ZM241 28V27H240ZM29 29V28H28ZM27 29V30H28ZM221 29V28H220ZM232 29H233V27H232ZM232 29L230 30V31H232ZM242 29V28H241ZM26 32H25V31ZM164 30V29H163ZM162 30V31H163ZM167 30H170V31H173V30H171V29H167ZM181 30V29H180ZM226 30H228V29H226ZM236 30V31H237ZM229 31V30H228ZM169 32V31H168ZM238 32H239V30H238ZM27 33L29 34V36L27 35ZM162 33V35H164V33L166 34L167 32H166V29H165V31L164 32H161ZM170 34H171V32H169ZM168 33V34H169ZM173 33V32H172ZM183 32H181L180 34H182ZM230 33V32H229ZM240 33H241V31H240ZM235 34H237V32L235 33ZM172 35V34H171ZM170 35V36H171ZM175 34H173L172 36L173 37H175L174 36ZM234 35V34H233ZM239 35V34H238ZM167 35H164V38L166 37ZM166 37L167 39H170L171 37ZM236 36V35H235ZM234 36V38H236ZM239 37V36H238ZM165 38V39H166ZM176 38V37H175ZM220 38V37H219ZM228 38V37H227ZM227 38H225V39H227ZM31 39V38H30ZM172 40H174V38H171ZM170 39V40H171ZM181 39H182V36H181ZM171 40V41H172ZM176 41L178 40L177 38L175 39ZM236 40V39H235ZM166 41V40H165ZM170 41V42H171ZM219 41H221V38H220V40ZM257 41V40H256ZM167 42V44L169 43V40L168 41H166ZM239 42V41H238ZM178 43V42H177ZM223 43V42H222ZM216 44V43H215ZM256 44V43H255ZM252 45L251 44V46H253V49H255L254 48V46H258V45ZM258 44V43H257ZM164 45V44H163ZM243 46H245L246 44H242ZM262 45H263V43H262ZM262 45H260V46H262ZM29 46H31L30 44H29ZM160 46H161V44H160ZM214 46V45H213ZM212 46V47H213ZM248 46V45H247ZM247 46H245V47H247ZM1 47V46H0ZM4 47H6V46H4ZM4 47H2L1 49H0V86H4L5 85V83H7V87H8V91L10 92V89H13L12 90V92H14V90H16V88H15V86L16 87H18L19 89H20V91H21V89H23V86H24V83H23V81H24V79H22V78H25L26 77V75H27V73L30 71V70H32L30 67H31V65H29L30 63H31V61H30V63H29V61H22V56H23V54L21 55V52H20V55L21 56H18L16 59H14L15 58V54H14V57H11V56H8V57H5L6 56V50H8V48L3 52L2 50L4 49ZM61 47H63V46H61ZM216 47H218L217 45H216ZM220 47V46H219ZM218 47V48H219ZM262 47H264V45L262 46ZM10 48V47H9ZM30 48V47H29ZM13 49V48H12ZM18 48H16V50H17ZM62 49V48H61ZM241 49H243V48H241ZM247 49V48H246ZM249 49V48H248ZM14 50V49H13ZM26 50V49H25ZM59 50V49H58ZM55 50V52L57 51V52H59V51H61V50ZM175 50H177V49H175ZM245 50V49H244ZM263 50V49H262ZM262 50H261V52H260V55H261V53H262ZM64 51V50H63ZM178 51V50H177ZM176 51V52H177ZM241 51V50H240ZM239 51V52H240ZM245 51H248V50H245ZM257 51V50H256ZM10 52V51H9ZM23 52H25V51H23ZM27 52H31L30 50L29 51H27ZM56 52V53H57ZM179 52V51H178ZM214 52H216V51H214ZM242 52H244V51H242ZM241 52V53H242ZM249 52H250V50H249ZM18 53V52H17ZM258 53V52H257ZM25 54H27V53H25ZM24 54V55H25ZM30 54H32V53H30ZM58 54V53H57ZM56 54V55H57ZM62 54H63V52H62ZM169 54V53H168ZM244 54H246V56H247V52L246 53H244ZM243 54V59H244V55ZM250 54V53H249ZM251 54H253L254 55V53L253 52H251ZM251 54H250V56H251ZM51 55H55V54H51ZM56 55H55V57H56ZM259 55V54H258ZM264 55V54H263ZM27 56V55H26ZM26 56H23L24 58L26 57ZM167 57H170V59H171V56H168V55H166ZM172 56H173V54H172ZM32 57V56H31ZM55 57H54V59H55ZM58 57V56H57ZM56 57V58H57ZM60 57H61V55H60ZM60 57L58 58V60L60 59ZM175 57V56H174ZM225 57V56H224ZM223 57V58H224ZM242 56H241V54H240V56L238 55V58H241ZM19 58H22L21 60H19ZM159 58H161V57H159ZM158 58V59H159ZM166 58V57H165ZM179 58V56L176 58V59H178ZM238 58H237V60H238ZM253 58H254V56H253ZM255 58H256V55H255ZM262 58V57H261ZM33 59V58H32ZM32 59H30V60H32ZM51 59V58H50ZM52 59H53V57H52ZM163 57H162V62H164L163 61ZM221 59V58H220ZM247 58L245 57V60H246ZM252 59V58H251ZM251 59L249 60V62L251 61ZM262 59H264V58H262ZM261 59V60H262ZM24 60V59H23ZM26 60H28V58L26 59ZM57 59H55V61H56ZM57 60V61H58ZM62 60V59H61ZM60 60V61H61ZM159 60V61H160ZM165 60V59H164ZM166 60H167V58H166ZM182 60H184V59H182ZM189 60H190V57H189ZM224 60H225V58H224ZM228 60V59H227ZM234 60V59H233ZM236 60V61H237ZM240 60V59H239ZM261 60L259 61V63L261 62ZM19 61H21V63L19 62ZM36 61V60H35ZM50 61V60H49ZM52 61V60H51ZM54 61V62H55ZM56 61V62H57ZM170 61V60H169ZM175 61V60H174ZM173 61V62H174ZM223 61V60H222ZM226 61V60H225ZM230 61V60H229ZM258 61V60H257ZM5 62L7 63V64H5ZM22 62H24V64L22 63ZM27 62L29 63V64H27ZM33 62V61H32ZM157 62V61H156ZM167 61H165L164 63H166ZM172 62V65L174 64ZM231 62V61H230ZM229 62V64H232V62L230 63ZM244 62V61H243ZM263 62H264V60H263ZM52 63V62H51ZM160 63V62H159ZM163 63V64H164ZM177 63L178 62H175V64L173 65L174 67H171V68H174V71L173 70H168V72L170 71V72H172L171 74L169 73V75L168 76H170V78H169V80L171 81V82H173V80H175V82H176V80L177 79H181L182 80V77L184 76V74H185V71L184 70H182V68H179V63H178V65H177ZM240 63V62H239ZM255 63V62H254ZM32 64V63H31ZM55 64V63H54ZM62 64V63H61ZM168 64V63H167ZM195 64H197V63H195ZM199 64V63H198ZM238 64V63H237ZM262 64V63H261ZM260 64V65H261ZM33 65H34V63H33ZM166 65V64H165ZM170 65H171V63H170ZM169 65V66H170ZM225 65H226V62H225ZM243 65H245V64H242V66ZM259 65V67L258 68H260L261 66ZM30 66V67H29ZM198 66V65H197ZM231 66L232 65H230V67L229 68H231ZM236 66V65H235ZM235 66H232V67H235ZM257 66H258V62H257ZM256 66V67H257ZM19 67V68H18ZM33 67V66H32ZM158 67V66H157ZM165 66H163L162 65V67H160L161 69L163 68V70L166 68V67H168V66H166L165 68H164ZM195 67V66H194ZM193 67V68H194ZM206 67H207V65L206 66H200L199 68H197V69H192L191 71H190V77H192L193 76V78L195 79V80H199V81H201V82H204L205 80H206V76H207V72H206ZM237 67V66H236ZM18 68V70H17V72H15L16 73V75H14L13 73V71L15 70L16 71V69ZM22 68V69H21ZM170 68V67H169ZM169 68H167V69H169ZM238 68V67H237ZM252 68H254V67H252ZM213 69V68H212ZM215 69V68H214ZM233 69V70H232ZM23 70V71H22ZM33 70H36V67H35V69H33ZM32 70V71H33ZM211 70V69H210ZM231 71H234L235 69L234 68H231L230 69ZM257 70V69H256ZM261 70H263L262 69V67H261ZM22 71V72H21ZM162 71V70H161ZM258 71H260V70H258ZM258 71H256V72H258ZM21 72V73H20ZM163 72V71H162ZM164 72H165V70H164ZM166 72H167V70H166ZM236 72H237V70H236ZM249 72V71H248ZM263 72H264V70H263ZM31 73H34L35 74V71L34 72H31L30 71V74ZM158 73H159V70H158ZM243 73V72H242ZM261 73V72H260ZM23 74V75H22ZM36 74H38L37 72H36ZM156 74V73H155ZM168 74V73H167ZM223 74V73H222ZM264 74V73H263ZM31 75H33V74H31ZM31 75H29V76H31ZM154 75V74H153ZM152 75V76H153ZM161 75V74H160ZM218 75V74H217ZM243 75V74H242ZM248 75V74H247ZM256 75V74H255ZM255 75H253L254 77H256ZM261 75V74H260ZM28 76V77H29ZM133 76V75H132ZM137 76V75H136ZM163 76V75H162ZM164 76H165V74H164ZM167 76V77H168ZM214 76V75H213ZM212 75H209V77L212 79V77H213ZM250 76V75H249ZM252 76V77H253ZM258 76V75H257ZM34 77H35V75H34ZM51 77V76H50ZM153 77H155V76H153ZM225 77V76H224ZM232 77H234V76H230V78H232ZM30 78V77H29ZM28 78V79H29ZM37 78V77H36ZM162 78H164V77H162ZM258 80H260L261 81V79L263 80V78H260V76H259V78L258 77H256ZM255 78V79H256ZM31 79V78H30ZM30 79H29V81H30ZM35 79V78H34ZM33 79V80H34ZM148 79H151L150 77H148ZM156 78H152V80H155ZM27 80V79H26ZM33 80H31V82L33 81ZM163 80V79H162ZM168 80V78H166V81H165V79L163 80V82L165 81V82H167V81H169ZM155 81H157L158 82V80L156 79ZM169 81V82H170ZM194 81V80H193ZM192 81V82H193ZM199 81H197L198 82V84L200 83ZM256 81V80H255ZM260 81H258V82H260ZM26 82V81H25ZM175 82H173V84L175 85ZM179 82H181V81H179ZM185 82H186V80H185ZM185 82H184V84H185ZM195 82V81H194ZM257 82V83H258ZM263 82H264V80H263ZM2 83V84H1ZM33 83H35V84H37L36 82H34L33 81ZM42 83L43 82H41V87H42ZM151 83V82H150ZM152 83H153V81H152ZM151 83V84H152ZM177 83H178V81H177ZM205 83V82H204ZM26 85H27V83H25ZM34 84V85H35ZM39 84V83H38ZM45 84V83H44ZM149 84V83H148ZM155 84V83H154ZM154 84L152 85V88H153V86H154ZM157 84V83H156ZM167 84V83H166ZM172 84V83H171ZM183 84V83H182ZM182 85V86H185V85ZM195 84H197V83H195ZM198 84H197V86H198ZM202 84V83H201ZM28 85H31V84H29L28 83ZM147 85V84H146ZM158 85V84H157ZM159 85H160V82H159ZM163 85V84H162ZM191 85H192V87H193V84L191 83ZM200 85V84H199ZM260 85V84H259ZM31 86H33V85H31ZM40 86V85H39ZM44 86V85H43ZM47 86V85H46ZM51 86V85H50ZM66 86V85H65ZM148 86H150L151 87V85H148ZM168 86H169V83H168ZM171 86V85H170ZM173 86V85H172ZM179 86H181V85H179ZM178 86V87H179ZM182 86L181 87H179L177 90H178V92H176V94H179V96H181L180 98H182V101L181 102H184V104H185V110L183 111V113L184 114H182V116L180 115V118L181 119H179V121H181V122H179L178 121V119H177V121H176V119L173 121H171V120H169L170 122H168V124L166 123V124H164V122H166V119H165V117L163 118L162 116H160V115H158L157 117H156V120H155V122L154 123H152L151 125H150V123H149V125L151 126V128H150V130H151V132H152V134H153V132L155 131V132H161V131H163V133H164V131H165V133H166V131H168L169 129H171V130H179L180 128H182L181 127V125H182V123L184 122V123H188V126L186 127V128H182L183 129V131L184 132H186V134H187V136H186V138H188L187 140V143H188V149L190 148V150H191V153H193L192 155L193 156H191L192 157V159H193V162H192V164H193V168H192V165H184V167H183V169H185L183 172L178 168V170L177 171H175V172H177L176 174L175 173H173V179H174V184H173V186H172V191H171V193L175 196L174 197V199H180L181 197H182V195L184 196H186L187 198H188V200H186V201H188L187 203H189V204H191L192 202L194 203V207L192 206V207H190L189 209H194V210H192L191 209V211H195V213H192L190 210V212L192 213V214H194V217H193V215H192V218H194L195 220H196V218L198 219H203V218H200V216L202 215V217H204V219L206 218H208V220L209 219H211V213L209 212V211H207L208 209H212V208H214V206H215V201H212L211 200V198H212V190H213V187H212V190H209V188H207L206 189V186L208 185V184H211V183H214V182H216V186L217 187H223L224 188V190H226V194H227V192L228 193H233L234 195H237L238 193V189H239V186H241V187H243V186H245V187H249V186H251V187H257L258 188V185H260V183L258 184V183H256V182H253V181H255V179H251V181L248 179H240V177L239 176H241V175H243V174H241L242 173V170L243 169H245L246 170V172H247V168L249 169V171L251 170V171H253V173H254V171H255V169L257 170V168L260 166V165H263L264 164V107H262V108H255V109H249V96L247 97V93L249 92V89H250V87L247 85V87H243V89H242V91L241 90H239L240 88H242V87H237L236 88V91H235V93L236 94H234V93H231L230 95H228V96H226L225 97V99L223 100L222 99V97H219L218 96V93L216 92V94H215V91H210V94H207V95H200V94H194L192 91H190V89L189 88H187V89H185L186 91H183L184 89H182ZM188 86H190V85H188ZM194 86H196V85H194ZM28 87H30V86H28ZM49 86H47V88H48ZM69 87H70V85H69ZM72 87V86H71ZM80 87V86H79ZM154 87H156L157 89H158V87L159 86H154ZM203 87V85H201V88ZM25 88V87H24ZM33 88H36V87H30V89H32V90H34ZM43 88V87H42ZM47 88L45 87V90H47ZM50 88V91H52L51 89V87H49ZM48 88V89H49ZM65 87H63V89H64ZM67 88H68V86H67ZM155 88V89H156ZM171 88H173V87H171ZM190 88H191V86H190ZM230 88L231 89H234L235 88V83H231L230 84ZM263 88V87H262ZM18 89V90H19ZM58 89V88H57ZM59 89H60V87H59ZM66 89V88H65ZM71 89V88H70ZM150 89V88H149ZM156 89V90H157ZM160 89L161 88H159L158 90L160 91ZM170 89V88H169ZM175 89V88H174ZM196 89V88H195ZM202 89H204V88H202ZM260 89V88H259ZM259 89H257V91L256 90H254V91H256V93L258 94V95H260V96H262L259 92H261ZM36 90V89H35ZM37 90H38V87H37ZM40 90H41V88H40ZM53 90H54V88H53ZM76 90H77V88H76ZM87 90V89H86ZM148 90V89H147ZM155 90V91H156ZM173 89H171V91H172ZM198 90V89H197ZM201 90V89H200ZM1 91V90H0ZM7 91V90H6ZM4 92L3 94H1L0 95V103H1V105H4V103H6L7 105H11V104H14L15 102L17 103V101L15 100V98H18V103H21V102H23V101H21L22 100V96H23V91H22V96H19V97H17V95H16V97H14V96H9V95H7L6 93H9V92ZM27 91V90H26ZM29 91V90H28ZM43 91V90H42ZM55 91H56V89H55ZM68 91H70V90H68L67 89V92ZM72 91V90H71ZM70 91V92H71ZM78 91V90H77ZM96 91V90H95ZM106 91V90H105ZM154 91V92H155ZM161 91H163V88H162V90ZM196 91V90H195ZM199 91V90H198ZM220 91V90H219ZM18 92V91H17ZM30 92V91H29ZM31 92H34V91H31ZM30 92V93H31ZM46 92V91H45ZM53 92V91H52ZM57 92V91H56ZM69 92V93H70ZM73 92V91H72ZM80 92H81V90H80ZM83 92V91H82ZM84 92H86V91H84ZM101 92H104V91H101L100 90V93ZM108 92V91H107ZM110 92V91H109ZM149 92V91H148ZM29 93V94H30ZM49 93L50 92H48V94L47 95H49ZM76 93V92H75ZM88 93V92H87ZM89 93H91V94H93L92 92H89ZM88 93V94H89ZM105 93V92H104ZM103 93V94H104ZM147 93V92H146ZM157 93H158V91H157ZM164 93V92H163ZM262 93V92H261ZM10 94V93H9ZM18 94V93H17ZM28 94V93H27ZM33 94V93H32ZM43 94H44V92H43ZM51 95H54V94H56V93H54V94H52V93H50ZM58 94V93H57ZM71 94V93H70ZM74 94V93H73ZM71 95V99H72V96H75V95ZM83 94V93H82ZM109 94H111V93H109ZM114 94V93H113ZM155 94V93H154ZM161 94V93H160ZM174 94V93H173ZM14 95V94H13ZM40 95V94H39ZM59 95V94H58ZM68 95V94H67ZM87 95V94H86ZM85 95V96H86ZM105 95V94H104ZM166 95V94H165ZM164 95V96H165ZM31 96H33V95H31ZM36 96V95H35ZM42 96H44V95H42ZM42 96H40L39 98H41ZM77 96V95H76ZM80 96H81V93H80ZM85 96H84V98H85ZM90 96H92V95H90ZM114 96V95H113ZM148 96V95H147ZM146 96V97H147ZM156 96H158V95H156ZM159 96H162V94L161 95H159ZM158 96V97H159ZM218 96V98H216V97ZM14 97V98H13ZM47 97V100H48V96H46ZM46 97H44V98H46ZM49 97H50V95H49ZM52 97H54V96H52ZM68 97V96H67ZM78 97V96H77ZM93 97H94V95H93ZM96 97H97V95H96ZM112 97V96H111ZM114 97H116V96H114ZM152 97V96H151ZM163 97V96H162ZM43 98V97H42ZM80 98V97H79ZM90 98V97H89ZM148 98H150V97H148ZM153 98H157V97H153ZM185 98V99H184ZM216 98V99H215ZM24 99V98H23ZM50 99H51V97H50ZM49 99V100H50ZM55 99H56V97H55ZM58 99V98H57ZM63 98H61V100H62ZM83 99V98H82ZM87 99V98H86ZM94 99H95V97H94ZM116 99V98H115ZM158 99V98H157ZM159 99H160V101H161V98L159 97ZM158 99V100H159ZM163 99V98H162ZM171 99H172V97H171ZM174 99H175V96H174ZM183 99L185 100V101H183ZM264 99V98H263ZM11 100V101H10ZM29 100H30V98H29ZM28 100V101H29ZM36 100V99H35ZM40 100V99H39ZM47 100H45V101H47ZM60 100V99H59ZM64 100H66V99H64ZM109 100V99H108ZM117 100V99H116ZM145 100V99H144ZM150 100V99H149ZM153 99H151L150 101H152ZM165 100V99H164ZM168 100V99H167ZM177 100H178V98H177ZM32 101V105H33V101L34 100H31ZM45 101H43V102H45ZM52 101V100H51ZM54 101V100H53ZM83 101H84V99H83ZM86 101V100H85ZM91 101V100H90ZM93 101V100H92ZM100 101H101V99H100ZM110 101V100H109ZM160 101H158V102H160ZM180 101V100H179ZM179 101H178V103H179ZM35 102V101H34ZM41 102H42V100L40 101V105H41ZM47 102H49V101H47ZM58 102V101H57ZM56 102V103H57ZM63 102V101H62ZM66 102H67V100H66ZM70 102V101H69ZM74 102V101H73ZM78 102H81V101H78ZM112 102H115V101H113L112 100ZM119 102H120V100H119ZM119 102H116V103H118L119 104ZM145 102H146V100H145ZM155 102H157V100L155 101ZM157 102V105L158 106H160V105H165V106H167L166 105V103H164L163 101V103H158ZM173 102V101H172ZM176 102V101H175ZM36 103H38V102H36ZM35 103V105H37ZM59 103V102H58ZM65 102H63V104H64ZM70 103H72V102H70ZM70 103H68L67 102V104H70ZM82 103V102H81ZM87 103V102H86ZM86 103H85V105H86ZM89 103V102H88ZM95 103V102H94ZM108 104H109V102H107ZM116 103H115V105H116ZM121 103V102H120ZM147 103H149V102H147ZM153 103V102H152ZM22 104V103H21ZM62 104V103H61ZM66 104V105H67ZM99 104V103H98ZM98 104H97V106H98ZM100 104H101V102H100ZM103 104H106V103H103ZM112 104V103H111ZM118 104H117V106H111V107H109L111 110H109V111H115V113H117V111H118V113L119 112H121V111H123V110H121V109H123L122 107H124L123 105H121L122 107H120V106H118ZM122 104V103H121ZM140 104V103H139ZM171 104H173V103H171ZM176 104V103H175ZM183 104V105H184ZM15 105V104H14ZM51 105V104H50ZM59 105V104H58ZM83 105H84V102H83V104H82V107H83ZM88 105V104H87ZM114 105V104H113ZM170 105V104H169ZM27 106V105H26ZM30 106V105H29ZM46 106H47V104H46ZM53 106V105H52ZM68 106V105H67ZM66 106V107H67ZM77 106V105H76ZM80 106H81V104H80ZM94 106V105H93ZM126 106V105H125ZM140 106V105H139ZM150 106V105H149ZM152 106H153V104H152ZM165 106H161V107H164L165 108ZM9 107V106H8ZM88 107H89V105H88ZM95 107V106H94ZM101 107V106H100ZM104 107V106H103ZM128 107V106H127ZM126 107V108H127ZM147 106L145 105L144 106V109L146 108ZM151 107V106H150ZM155 107L157 108V109H159V107H157L156 105H155ZM154 107V109L156 110V108ZM48 109H49V106L47 107ZM50 108H51V106H50ZM63 108V107H62ZM73 107H72V104H71V109H72ZM95 108H97V107H95ZM102 108V107H101ZM100 108V110L101 111H103V109H101ZM121 108V109H120ZM125 108V107H124ZM152 108V107H151ZM172 108V107H171ZM174 108H176V107H174ZM0 109H1V107H0ZM3 109V108H2ZM2 109H1V111H2ZM9 109V108H8ZM7 109V110H8ZM64 109H67V108H64ZM63 109V110H64ZM70 109V110H71ZM76 108L74 107V110H75ZM94 109V108H93ZM93 109H92V111H93ZM98 109H99V107H98ZM104 109H106L107 110V108L105 107ZM6 110V111H7ZM42 110V109H41ZM87 110V109H86ZM89 110H91V109H89ZM94 110H96V109H94ZM125 111H126V109H124ZM142 110V109H141ZM150 110V109H149ZM162 110V109H161ZM167 110V109H166ZM176 110L177 109H175V112H176ZM250 110H253L252 112H255V114H256V117H251L252 119H253V122H250L251 123V125H246V124H249V123H246L245 124V120L246 119H249L250 118V116L248 115L247 116V114L249 113V111ZM1 111H0V113H1ZM52 111H53V109H52ZM52 111H50V112H52ZM92 111H91V114H92ZM132 111V110H131ZM154 111V110H153ZM157 111H159V110H156V112ZM173 111H174V109H173ZM43 112V111H42ZM55 112V111H54ZM69 112V111H68ZM72 112V111H71ZM133 112V111H132ZM160 112H162V111H160ZM64 113V112H63ZM84 113H86V112H84ZM94 113V112H93ZM105 113H106V111H105ZM107 113H110V112H107ZM107 113H106V115H107ZM165 114H166V112H164ZM163 113V114H164ZM172 113V112H171ZM2 114V113H1ZM62 114V113H61ZM90 114V116L91 117H93L92 115H94V114H92L91 115ZM99 114V113H98ZM102 115H103V112L101 113ZM100 114V115H101ZM111 114V113H110ZM109 114V115H110ZM113 114V113H112ZM125 114V113H124ZM157 114V113H156ZM158 114H159V112H158ZM164 114V115H165ZM169 114V113H168ZM174 114V113H173ZM54 115V114H53ZM95 115H96V113H95ZM94 115V116H95ZM108 115V116H109ZM116 115H118V114H116ZM119 115H121V114H119ZM122 115H123V113H122ZM150 115V114H149ZM148 115V116H149ZM151 115H152V113H151ZM154 115H155V112H154ZM162 115V114H161ZM167 115V114H166ZM251 115V114H250ZM254 115V114H253ZM47 116V115H46ZM52 116V115H51ZM86 116V115H85ZM114 116V115H113ZM156 116V115H155ZM168 116V115H167ZM255 116V115H254ZM34 117V116H33ZM55 117V116H54ZM102 117V116H101ZM112 117V115L109 117V118H111ZM124 117V116H123ZM147 117V116H146ZM93 118H95V117H93ZM93 118H91V119H93ZM96 118H97V116H96ZM95 118V119H96ZM114 118V117H113ZM125 119L127 118V117H124ZM167 118V117H166ZM175 118V117H174ZM250 118V119H251ZM98 119V118H97ZM96 119V120H97ZM102 118H100V119H98V122L101 120ZM107 119H108V117H107ZM122 120V122H123V124L126 126V122L128 121L127 119L126 120ZM150 121L151 120H154L152 117H150V118H148ZM163 119H165V120H163ZM171 119V118H170ZM114 120V119H113ZM118 120V119H117ZM89 121V120H88ZM91 121V123H93L92 121L93 120H90ZM108 121V120H107ZM116 121V120H115ZM246 121H248V120H246ZM252 121V120H251ZM95 122H97V121H94V123ZM97 122V123H98ZM112 122H114V121H112ZM119 122V121H118ZM121 122V123H122ZM249 122V121H248ZM183 123V124H184ZM96 124V123H95ZM111 125H112V123H110ZM118 124V123H117ZM186 124H184V126H185ZM252 125H253V127H252ZM87 126H88V122H87ZM97 126V125H96ZM110 126V125H109ZM107 127V129H101V130H99V132H97L98 134V137H100V136H103L104 135V133H105V131H107L108 132V130H109V132H110V129H111V126L110 127ZM241 126V127H240ZM4 127H6L5 125H4ZM3 127V128H4ZM114 127V126H113ZM117 127H118V125H117ZM117 127H116V129H117ZM141 127V126H140ZM109 128V129H108ZM92 129H94V128H92ZM113 129V128H112ZM116 129H114V131H117ZM260 130L261 132L260 133H257V130ZM5 130V129H4ZM6 130H11V128H6ZM5 130V131H6ZM124 130V129H123ZM13 131V130H12ZM97 131V130H96ZM95 131V132H96ZM120 131H122V129L120 130ZM8 132V131H7ZM10 132V131H9ZM15 132H16V130H15ZM169 132V131H168ZM167 132V133H168ZM180 132V131H179ZM182 132V131H181ZM259 132V131H258ZM12 133V132H11ZM18 133V132H17ZM121 133H123V132H121ZM158 133V134H159ZM166 133V134H167ZM7 134V133H6ZM15 134V133H14ZM20 134V133H19ZM118 134L119 135H121L119 132H118ZM182 134V133H181ZM186 134H183L182 136H184V135H186ZM3 135V134H2ZM9 135V134H8ZM8 135H4V136H8ZM18 135V134H17ZM16 135V136H17ZM21 135H23V133H21ZM97 135H96V133H95V137H97ZM118 135V136H119ZM12 136V135H11ZM105 136V135H104ZM129 136V135H128ZM159 136V135H158ZM161 136H162V133H161ZM161 136H159V137H161ZM236 136V137H235ZM17 137H19V136H17ZM21 137V136H20ZM97 137V138H98ZM123 137H125V136H123ZM127 137V136H126ZM125 137V138H126ZM185 137V136H184ZM6 138H8V137H6ZM11 138H13V137H11ZM15 138V137H14ZM22 138V137H21ZM25 138V137H24ZM217 139L218 141H217V146L216 147H212L210 144H208L207 143V141L209 140V139ZM17 139V138H16ZM154 139V138H153ZM8 140V139H7ZM7 140H5V141H7ZM15 140V139H14ZM98 140H101L100 138L98 139ZM98 140H96L97 141V143L99 142H101V141H98ZM121 140V139H120ZM123 140V139H122ZM126 140V139H125ZM95 141V142H96ZM184 141V140H183ZM7 143H8V141H7ZM17 143V142H16ZM25 143H26V141H25ZM180 143H182V142H180ZM18 144L20 145V143H19V141H18ZM80 144H82L81 142H79V145ZM183 144H184V142H183ZM185 144H186V140H185ZM184 144V145H185ZM22 145V144H21ZM23 145H26V144H23ZM46 145V144H45ZM40 147H41V145H39ZM39 146H37L38 147V149L40 150V147ZM95 146V145H94ZM183 146V145H182ZM5 147V146H4ZM8 147V146H7ZM6 148V147H5ZM45 148V147H44ZM9 149V148H8ZM46 149V148H45ZM44 149V150H45ZM1 150H2V146H1ZM22 150V149H21ZM43 150V147H41V151ZM43 150V151H44ZM181 151V150H180ZM183 151V150H182ZM10 152V155L8 154V152L6 153V154H4V151L1 153L0 152V161L2 162V164H4V166L6 167V170L5 169H3V170H5V171H7V174L9 175V176H11V177H14V175L15 176H20L22 173H18V172H16L15 173V171H17V170H19L20 171V169H19V165H20V162H15V164H16V166H13L14 164H13V162H12V160H14V159H12V155H13V152L10 150L9 151ZM188 152H190L189 150H188ZM160 153V152H159ZM194 153L196 154V155H194ZM190 154V153H189ZM156 156V155H155ZM154 156V157H155ZM10 157H11V159H10ZM153 158V157H152ZM156 158H157V160H160L159 159V157L158 156H156ZM17 159V158H16ZM155 159V158H154ZM154 159H152L151 161H154ZM156 160V159H155ZM156 160V161H157ZM19 161H21V159L19 160ZM195 161V162H194ZM0 162V163H1ZM150 162V161H149ZM167 162V161H166ZM154 163V162H153ZM251 163H253V165L251 164ZM11 164H13L12 166H11ZM41 164V163H40ZM151 164H152V162H151ZM1 165V164H0ZM37 166V165H36ZM42 166H43V169L42 170H44L45 168L47 169V168H49V167H51V166H46V165H43V163H42ZM178 166V165H177ZM3 167V166H2ZM12 167H15V169L14 168H12ZM142 167V166H141ZM144 167V166H143ZM146 167V166H145ZM144 167V168H145ZM148 167H150V165L148 166ZM171 167V166H170ZM169 167V168H170ZM174 167V166H173ZM181 167V166H180ZM261 167V166H260ZM22 168V167H21ZM41 168V167H40ZM168 168V165H167V167H166V165L163 163V161L158 165L157 164V162L154 164V166H152V167H150V169L149 168H147V169H149V170H151V169H153L154 171H155V174H154V176L153 177H155V175H156V178H152L149 182L150 183H146L147 184V189H148V191H150L151 192V189H152V192H153V190H159V191H161V190H164L165 191V189H166V186L167 185H165V187H164V183H162V182H160L159 181V177H161L162 176V173H161V170H166ZM168 168V169H169ZM36 168L35 167H31V166H25V172L28 174H30V172H33L34 170H35ZM38 169V168H37ZM50 169V168H49ZM140 169V168H139ZM175 169V168H174ZM174 169H171L170 168V170H174ZM177 169V168H176ZM1 170V169H0ZM22 171H23V169H21ZM41 170V171H42ZM141 170H143V169H141ZM179 170L181 171L180 173L181 174H179ZM194 171V170H196L195 171V177H198L197 176V174L199 173L200 175L202 174V173H204V174H206L205 176L202 174V176H204V180L201 182V180L199 179V178H196V180L194 179V178H192V176L190 175V177H189V175H187V173H190L191 171ZM260 170V169H259ZM5 171H4V173H5ZM21 171V172H22ZM40 171V170H39ZM48 171V170H47ZM50 171V170H49ZM187 171V172H186ZM264 171V170H263ZM1 173H3L2 172V170L0 171ZM34 172H36V171H34ZM172 172H174V171H172ZM3 173V174H4ZM39 173V172H38ZM43 173V172H42ZM161 173V174H160ZM168 173H170L169 171H168ZM194 173V172H193ZM197 173V174H196ZM245 173V172H244ZM252 173V174H253ZM6 174V175H7ZM28 174V175H29ZM172 174V173H171ZM184 174H186L185 176H187V177H189V178H187V177H184L183 175ZM190 174H192V173H190ZM247 174V173H246ZM5 175V176H6ZM7 175V176H8ZM23 175V174H22ZM27 175V176H28ZM167 175V174H166ZM169 175V174H168ZM2 176V175H1ZM26 176V175H25ZM31 176V175H30ZM29 176V177H30ZM36 176V175H35ZM37 176H39V175H37ZM40 176H41V174H40ZM202 176H201V179H202ZM239 178H238V177ZM247 176V175H246ZM11 177H10V179H11ZM42 177H43V175H42ZM45 177H46V175H45ZM54 177V176H53ZM260 177V176H259ZM3 178V177H2ZM40 178V177H39ZM44 178V177H43ZM47 178V177H46ZM52 178V177H51ZM163 178H164V176H163ZM180 178H182V180L180 179ZM194 179V180H192V179ZM206 178V179H205ZM221 178H223V179H226L227 180V178H229L227 181L225 180V182H224V180L223 179H221ZM230 178H233V179H230ZM243 178V177H242ZM18 179V178H17ZM220 179V180H219ZM240 179V180H239ZM9 180V179H8ZM7 180V181H8ZM13 180V179H12ZM15 180V179H14ZM48 180H50V178L48 179ZM52 180V179H51ZM53 180H54V178H53ZM181 180V181H180ZM253 180V181H252ZM3 181V180H2ZM4 181L6 182V180L4 179ZM41 181V180H40ZM163 181H164V179H163ZM219 181H220V185H219ZM257 181V180H256ZM264 181V180H263ZM15 182V181H14ZM30 182V181H29ZM42 182V181H41ZM49 182V181H48ZM52 182V181H51ZM258 182V181H257ZM260 182V181H259ZM10 183V182H9ZM44 183H46V181L44 182ZM53 183V182H52ZM171 183H172V179H171ZM197 183H199V184H201L203 187H205V188H203L202 186V189H203V191H202V189L200 190V191H202L200 194H198V192H199V189H198V192L197 193H194V192H196V191H194L195 190V186H197ZM239 183H240V185H239ZM262 183V187H263V189H264V182H261ZM6 184V183H5ZM4 184V185H5ZM11 184V183H10ZM15 184V183H14ZM13 184V185H14ZM26 184V183H25ZM41 184V183H40ZM43 184V183H42ZM55 184V183H54ZM57 184V183H56ZM199 184H198V186H197V188L199 187V188H201L200 186H199ZM205 184H207L206 186H205ZM12 185V186H13ZM30 185V184H29ZM35 185V184H34ZM51 185V184H50ZM53 185V184H52ZM214 185V184H213ZM9 186V185H8ZM12 186H10V187H8V189L9 188H11ZM17 186V185H16ZM16 186H15V188H16ZM30 186H32V185H30ZM170 186V185H169ZM210 186V185H209ZM212 186V185H211ZM210 186V187H211ZM14 187V186H13ZM33 187V186H32ZM52 187H54V186H52ZM245 187H244V189H245ZM7 188V187H6ZM41 189H42V186L40 187ZM39 188V189H40ZM44 188V187H43ZM45 188H47V187H45ZM168 188V187H167ZM196 188V189H197ZM215 188V187H214ZM261 188V187H260ZM30 189H32V188H30ZM54 189V188H53ZM53 189H51V190H53ZM146 189V188H145ZM145 189H144V191H145ZM146 189V190H147ZM150 189V190H149ZM206 189V190H205ZM251 189V188H250ZM10 190H12V189H10ZM16 190H17V188H16ZM37 190V189H36ZM47 190V189H46ZM218 190V189H217ZM241 190H242V188H241ZM240 190V191H241ZM249 190V189H248ZM257 190V189H256ZM256 190H255V192H256ZM13 191H14V189H13ZM18 191V190H17ZM31 191V190H30ZM194 191V192H193ZM214 191V190H213ZM252 191V193H253V189L251 190ZM259 191V190H258ZM4 192H5V190H4ZM11 192V191H10ZM45 192H47V191H44V193ZM49 193H50V191H48ZM47 192V193H48ZM56 192V191H55ZM147 192V191H146ZM163 192V191H162ZM166 192V191H165ZM165 192H163V193H165ZM219 192V191H218ZM225 192V191H224ZM223 192V190H222V193H224ZM264 192V191H263ZM262 192V193H263ZM6 193V192H5ZM4 193V194H5ZM13 193V192H12ZM15 193V192H14ZM30 193V192H29ZM43 193V192H42ZM42 193H41V195H42ZM43 193V194H44ZM145 193V192H144ZM149 193V192H148ZM160 193V192H159ZM163 193H160V194H163ZM170 193V194H171ZM192 193H194V194H196V196L194 197V195L192 194ZM216 192H214V194H215ZM245 193V191L243 192V194ZM251 192L249 191V195H250V197H251V195L252 194H250ZM18 194V193H17ZM31 194V193H30ZM40 194V193H39ZM46 194V193H45ZM51 194V193H50ZM53 194H55V195H58V193L56 194V193H54L53 192ZM157 194V193H156ZM259 194V193H258ZM261 194V193H260ZM259 194V195H260ZM8 195H10V193L8 194ZM12 195V194H11ZM38 195V194H37ZM164 195V194H163ZM166 195H169V194H166ZM221 194H219V196H220ZM223 195V194H222ZM228 195V194H227ZM229 195H231V194H229ZM254 195V194H253ZM259 195L257 196V197H255L254 196V198H252V200H251V204L252 205H254L255 207H257L258 208V206L260 207V205L262 204H260V200H258V198H259ZM262 195V194H261ZM13 196V195H12ZM17 196V195H16ZM28 196V195H27ZM26 196V197H27ZM40 196V195H39ZM39 196L38 197H36V198H38L39 199ZM44 196V195H43ZM51 196V195H50ZM125 196H127V195H125ZM148 196H150L149 194H148ZM154 196V195H153ZM161 196V195H160ZM218 196V195H217ZM216 195L215 196H213V197H216V198H219V197H217ZM225 196V195H224ZM237 196H239V195H237ZM241 196V195H240ZM244 196H246V195H244ZM19 197V196H18ZM31 197V196H30ZM40 197H42V196H40ZM60 197V196H59ZM156 197H158V194H157V196ZM164 197H165V195H164ZM170 197V196H169ZM223 197V196H222ZM242 197V196H241ZM247 197V196H246ZM262 197H264V194L262 195ZM10 197H8V199H9ZM25 197H23V199H24ZM28 198V197H27ZM26 198V199H27ZM36 198H35V200H36ZM152 198V197H151ZM163 198V197H162ZM183 198V197H182ZM185 198V197H184ZM229 198H231V197H229ZM229 198H228V200H229ZM248 198V197H247ZM3 199H7V197L5 198V196H4V198ZM2 199V200H3ZM11 200H12V198H10ZM19 199V198H18ZM58 199V198H57ZM56 199V200H57ZM171 199V198H170ZM169 199V200H170ZM213 199V198H212ZM226 199H227V197H226ZM32 200H34V199H32ZM167 200V199H166ZM181 200V199H180ZM213 200H215V199H213ZM221 200V199H220ZM227 200V201H228ZM232 200V199H231ZM241 200V199H240ZM8 201V200H7ZM16 201V200H15ZM19 201H21V200H19ZM19 201H18V203H19ZM31 201V200H30ZM29 201V202H30ZM37 201V200H36ZM41 201V200H40ZM172 201V200H171ZM179 201V200H178ZM182 201H183V199H182ZM185 201V200H184ZM223 201V200H222ZM224 201H226V200H224ZM237 201V200H236ZM39 202V201H38ZM44 202V201H43ZM125 202H126V200H125ZM229 202V201H228ZM227 202V203H228ZM232 202V201H231ZM241 202V201H240ZM244 202H245V200H244ZM248 201H246V203H247ZM4 203V202H3ZM6 203H8V202H6V200H5V204ZM11 203V202H10ZM9 203V204H10ZM32 203H34V202H32ZM36 203V202H35ZM57 203V202H56ZM58 203H59V201H58ZM128 203V202H127ZM170 203V202H169ZM182 204H183V202H181ZM226 203V204H227ZM233 203H235V200H234V202ZM12 204V203H11ZM10 204V205H11ZM37 204H39V203H37ZM240 204V203H239ZM249 204V203H248ZM3 205V204H2ZM43 206V204H41L40 203V206ZM47 205H48V203L45 205L46 207H47ZM53 205V204H52ZM170 206H171V203L169 204ZM217 205V204H216ZM221 205V204H220ZM223 205V204H222ZM229 205H230V203H229ZM245 205V203L243 204V206ZM3 206H5V205H3ZM13 206V205H12ZM15 206V205H14ZM13 206V207H14ZM38 206V205H37ZM180 206H181V204H180ZM187 206V205H186ZM185 206V207H186ZM225 206H227V205H225ZM238 206V205H237ZM240 206V205H239ZM246 206V205H245ZM251 206V205H250ZM249 206V207H250ZM172 207H173V205H172ZM182 207V206H181ZM188 207V206H187ZM184 208V209H188V208ZM218 207V206H217ZM261 207H262V205H261ZM3 208V207H2ZM5 208V207H4ZM43 208V207H42ZM42 208H40V209H42ZM129 208V207H128ZM128 208H126V209H128ZM171 208V207H170ZM216 208V207H215ZM219 208H221V207H219ZM246 208V207H245ZM248 208V207H247ZM254 208V207H253ZM256 208V209H257ZM47 209V208H46ZM129 209H131V208H129ZM128 209V210H129ZM178 209V208H177ZM176 209V210H177ZM234 209V208H233ZM236 209V208H235ZM239 209H241V208H239ZM243 209H244V207H243ZM250 209V208H249ZM5 210H6V208H5ZM8 210V209H7ZM172 210V209H171ZM214 210V209H213ZM219 210V209H218ZM236 210H238V209H236ZM10 211V210H9ZM50 211H51V209H50ZM186 211V210H185ZM207 211V213H205ZM245 211V210H244ZM255 211V210H254ZM253 211V212H254ZM188 212V211H187ZM231 212L233 213V211L231 210ZM230 212V213H231ZM263 212V211H262ZM138 213V212H137ZM189 213V212H188ZM236 213V212H235ZM239 213H240V211H239ZM249 213H250V211H249ZM5 214H6V212H5ZM14 214H16V212L14 213ZM139 214V213H138ZM171 214H172V212H171ZM178 214V213H177ZM220 214H222V213H220ZM245 214V213H244ZM263 214V213H262ZM4 215V214H3ZM11 215V214H10ZM44 215H46V214H44ZM63 215H65V214H63ZM71 215V214H70ZM80 215V214H79ZM140 215V214H139ZM143 215V214H142ZM178 215H180V213L178 214ZM6 216V215H5ZM49 216V215H48ZM133 216V215H132ZM146 216V215H145ZM225 216V215H224ZM7 218L6 219H8V215L6 216ZM10 217V216H9ZM81 217H82V214H81ZM86 217H87V215H86ZM95 217V216H94ZM93 217V218H94ZM170 217V216H169ZM180 217V216H179ZM213 217H214V215H213ZM226 217V216H225ZM248 217H249V215H248ZM56 218H58V217H56ZM61 218H64V216L62 217L61 216ZM149 219H150V217H148ZM148 218L146 219V221L148 220ZM170 218H172V217H170ZM170 218H169V220H170ZM182 218V217H181ZM216 218V217H215ZM258 218V217H257ZM12 219H14L13 217H12ZM67 219V218H66ZM80 220H81V218H79ZM83 219V218H82ZM220 219H222L221 217H220ZM224 219V218H223ZM243 219V218H242ZM251 219V218H250ZM4 220H5V218H4ZM53 220V219H52ZM60 220V219H59ZM63 220V219H62ZM67 220H69V219H67ZM72 220V219H71ZM77 220V219H76ZM96 220V219H95ZM172 220V219H171ZM170 220V221H171ZM182 220V219H181ZM193 220V219H192ZM213 220H214V218H213ZM213 220H211L212 222H214L215 221V223H216V219L213 221ZM228 220V219H227ZM244 220V219H243ZM245 220H246V218H245ZM244 220V221H245ZM255 220V219H254ZM263 220V219H262ZM11 221L12 220H10L9 219V221H7V226H4L3 227V229H2V231L6 228L7 229V227H8V231H9V227H10V223H11ZM15 221V220H14ZM149 221V220H148ZM172 221H174V220H172ZM171 221V222H172ZM199 221V220H198ZM200 221H203V220H200ZM205 221V220H204ZM222 221V220H221ZM230 221V220H229ZM228 221V222H229ZM240 221V220H239ZM239 221H238V223H239ZM60 222V221H59ZM65 222V221H64ZM67 222V221H66ZM143 222H145V220L143 221ZM208 222V221H207ZM210 222V221H209ZM217 222H218V220H217ZM236 222V224H238L237 223V220L235 221ZM8 223H9V226H8ZM13 223V222H12ZM63 223V222H62ZM61 223V224H62ZM147 223V222H146ZM149 224L151 223V221H149L148 222ZM147 223V224H148ZM211 223V222H210ZM209 223V224H210ZM230 223H232V222H230ZM241 223V222H240ZM242 223H243V221H242ZM5 224V225H6ZM60 224V223H59ZM60 224V225H61ZM143 224V223H142ZM145 224V223H144ZM147 224H146V227H145V230H146V228L147 227H149L150 225L148 224V226H147ZM153 224V223H152ZM198 224H199V222H198ZM204 224V223H203ZM205 224H208V223H205ZM204 224V225H205ZM219 224V222L217 223V225ZM224 224V223H223ZM229 224V223H228ZM233 224V223H232ZM231 224V225H232ZM59 225V226H60ZM200 225H201V223H200ZM211 225V224H210ZM210 225H208L209 227H210ZM245 225V224H244ZM243 224H242V226H244ZM264 225V224H263ZM13 226H14V224H13ZM62 226H64V225H62ZM97 226H99V225H97ZM143 225H141L140 227H142ZM152 226V225H151ZM150 226V227H151ZM197 226V225H196ZM196 226L194 225L193 226V228L195 227L196 228ZM206 226V225H205ZM213 227H214V224L212 225ZM211 226V227H212ZM220 226H221V222H220ZM225 226H226V224H225ZM232 226H234V225H232ZM239 226H240V224H239ZM100 227H101V225H100ZM103 227V226H102ZM101 227V228H102ZM139 227V226H138ZM144 227L142 228V229H144ZM149 227V228H150ZM153 227V226H152ZM151 227V228H152ZM157 226L155 225V228H156ZM188 227V226H187ZM191 227V226H190ZM189 227V228H190ZM200 226L198 225V229H201V228H199ZM202 227H204L203 225H202ZM208 227V228H209ZM210 227V228H211ZM224 227V226H223ZM222 227V228H223ZM229 227V226H228ZM237 227V226H236ZM87 228V227H86ZM104 228V227H103ZM151 228H150V230H151ZM154 228V229H155ZM192 228V229H193ZM194 228V229H195ZM221 228V229H222ZM226 228V227H225ZM5 229V231H7ZM79 229V228H78ZM92 229V228H91ZM106 229V228H105ZM135 229V228H134ZM138 229V228H137ZM137 229H135V230H137ZM141 229V230H142ZM194 229H193V231H194ZM204 229H205V227H204ZM212 229V228H211ZM211 229H209L210 231V233H211V235H213L212 234V232L214 231H212ZM13 230V229H12ZM81 230V229H80ZM134 230V231H135ZM150 230L149 229H147V231H149L150 232ZM153 230V229H152ZM190 230H191V228H190ZM197 230V228L195 229V231ZM216 230V229H215ZM11 231V230H10ZM77 231H79V230H77ZM82 231V230H81ZM83 231H85V229L83 230ZM92 232H90L89 231V229H88V232H90V234L89 235H87L88 234V232H87V234L86 235H81L80 236V234H79V236L80 237H82V236H88L87 238L90 240V241H87V244H88V242H90L88 245H90V248H92V254H91V258L90 259H95V261H96V259H97V257L99 256H97V254H98V252L101 250V251H103L104 249H101V245H98L97 243H96V240L97 241H100V239L98 240V238H100V237H98V234H96V233H94L93 232V230H91ZM96 231V230H95ZM98 231V230H97ZM157 231V230H156ZM155 231V232H156ZM194 231V232H195ZM201 231H202V229H201ZM208 231V230H207ZM212 231V232H211ZM264 231V230H263ZM76 232V231H75ZM99 232V231H98ZM110 232H111V230H110ZM114 232V231H113ZM116 232V231H115ZM136 232V231H135ZM135 232H133V233H135ZM139 232L141 233L142 231H140L139 230ZM159 232V231H158ZM198 232H199V230L198 231H196L195 233H193V235H191L190 237H188V238H190V239H192L191 237L193 236V237H198L199 235H197L198 234ZM220 232V231H219ZM218 232V233H219ZM224 232V231H223ZM251 232V231H250ZM1 233H3V232H1ZM5 233V232H4ZM56 233V232H55ZM78 233V232H77ZM77 233H75V234H77ZM81 233V232H80ZM86 233V232H85ZM118 233V232H117ZM137 233V232H136ZM143 233H146V232H143ZM152 233V232H151ZM191 233V232H190ZM197 233V234H196ZM208 233V232H207ZM213 233H216V231L215 232H213ZM253 233V232H252ZM11 234V235H10ZM57 234H58V232H57ZM74 234V231H73V233H72V235ZM112 234L114 235V233H111L110 235H111V238L113 239V237H112ZM138 234V233H137ZM136 234V235H137ZM156 234H157V232H156ZM195 234V235H194ZM1 235V234H0ZM3 235H5L4 237H8V239L7 238H4L5 240L4 241H2L3 239H1L0 240V246H3V248H4V250H3V253H4V251L6 252V256L8 255V260L7 259H3L2 257H1V259L3 260V262L5 263V264H27L26 262H25V260L23 259V256H22V252L20 251V250H17V249H13L11 246H10V239H9V237H12L13 235H12V233L11 232H9V233H5V234H3ZM15 235H17V234H15ZM14 235V236H15ZM118 235H120V234H118ZM140 235V234H139ZM144 235V234H143ZM142 235V238L140 239L141 240V242H144V243H150L152 240V238L151 239H149V236H151V235H149V234H147V235H145V236H143ZM207 235V234H206ZM208 235H209V233H208ZM208 235H207V237H208ZM18 236V235H17ZM76 236V235H75ZM89 236H90V238H89ZM101 236V235H100ZM133 236H134V234H133ZM249 236V235H248ZM250 236H251V234H250ZM249 236V237H250ZM256 236V235H255ZM258 236V235H257ZM2 237V236H1ZM114 237H117V235L116 236H114ZM119 237V236H118ZM125 237H127V236H125ZM138 237V236H137ZM152 237V236H151ZM156 238L155 239H157V238H159V236L157 237V236H155ZM196 237V238H197ZM206 237V236H205ZM86 238V239H87ZM103 238V237H102ZM101 238V240H104V239H102ZM110 238V239H111ZM133 238V237H132ZM135 238V237H134ZM187 238V239H188ZM196 238H193L192 240L194 241V243L197 241V240H199V239H197L196 240ZM199 238H200V236H199ZM202 238V237H201ZM201 238H200V240H199V242L201 241ZM220 238V237H219ZM232 238V237H231ZM234 238V237H233ZM237 238H239V237H237ZM246 238V237H245ZM79 239V238H78ZM84 239L85 238H83V241H84ZM85 239V240H86ZM110 239H109V241H110ZM114 239H116V238H114ZM125 239V238H124ZM136 239V238H135ZM135 239H133V240H135ZM190 239H188V241L190 240ZM195 239V240H194ZM203 239H204V236H203ZM202 239V240H203ZM207 239V238H206ZM205 239V240H206ZM211 240V239H210ZM214 240V237L212 238V241ZM215 240H216V238H215ZM2 241V242H1ZM80 241V240H79ZM111 241H113V240H111ZM115 241V240H114ZM127 242H128V238H127V240H126ZM159 241H160V238H159ZM158 241V242H159ZM204 241V240H203ZM248 241H249V239H240V240H238V239H236V241H234L233 242V246L232 247H234V252H235V254H242L243 253V251L244 250H246L247 249V252L248 251H250L251 252V254H252V257H253V254H254V252H256V251H263L264 250V244H260L258 247H256L255 249H250V245H249V243H248ZM106 242V241H105ZM140 242V241H139ZM155 242V241H154ZM219 242V241H218ZM251 242H253L252 240H251ZM82 243V245L84 244V242H81ZM95 243H96V245H95ZM115 243H117L116 241H115ZM136 243H138V239H137V242ZM157 243V242H156ZM203 245H204V243L203 242H201ZM207 243V242H206ZM214 243V242H213ZM230 243H232V241H230ZM248 243V244H247ZM264 243V242H263ZM101 244V243H100ZM107 244H108V242H107ZM150 244H152V243H150ZM188 244H190V242L188 243ZM201 244V245H202ZM216 244V243H215ZM218 244V243H217ZM219 244H220V242H219ZM159 245H161V244H159ZM192 245H194V244H192ZM191 244L189 245V247L190 246H192ZM196 245V249H197V246H198V244L196 243L195 244ZM207 245V244H206ZM205 245V246H206ZM212 245V244H211ZM210 245V246H211ZM225 245V244H224ZM13 246V245H12ZM78 246H79V242H78ZM77 245H76V247H78ZM84 246V245H83ZM87 245H85V247H86ZM105 246V245H104ZM108 246V245H107ZM124 246H125V244H124ZM141 246V245H140ZM144 246V245H143ZM142 246V247H143ZM148 246V245H147ZM152 246V245H151ZM200 246V245H199ZM220 246H221V244H220ZM84 247V248H85ZM111 247V246H110ZM126 247V246H125ZM131 247V246H130ZM133 247V246H132ZM146 247V246H145ZM156 247H158V244H157V246ZM161 247V246H160ZM209 247V246H208ZM222 247V246H221ZM2 248V247H1ZM15 248V247H14ZM81 248H82V246H81ZM89 248V247H88ZM108 248H109V246H108ZM124 248V247H123ZM127 248H129V247H127ZM144 248V247H143ZM152 248V247H151ZM154 248H155V246H154ZM159 248V247H158ZM204 248V247H203ZM212 248V247H211ZM227 248H229V247H227ZM110 249H112V248H110ZM121 249V248H120ZM126 249V248H125ZM131 249V248H130ZM132 249H134V248H132ZM138 249H139V247H138ZM146 249H147V247H146ZM191 249V248H190ZM216 249V248H215ZM214 249V250H215ZM80 250V249H79ZM78 250V251H79ZM82 250V249H81ZM96 250V253H94V251ZM149 250V249H148ZM148 250H146V251H148ZM198 250H199V248H198ZM205 250H206V247H205ZM208 250V249H207ZM213 250V251H214ZM85 251H86V249H85ZM107 251V250H106ZM122 251V250H121ZM137 251V250H136ZM140 251H141V249H140ZM143 251V250H142ZM157 251V250H156ZM191 251H192V249H191ZM212 251V250H211ZM212 251V252H213ZM219 252H221L220 250H218ZM230 251V250H229ZM89 252H91V251H89ZM89 252H87V253H89ZM108 252V251H107ZM110 252V251H109ZM114 252V251H113ZM193 252H196L197 253V250H193ZM218 252V253H219ZM231 252H233V251H231ZM76 253H78V252H76ZM79 253H80V251H79ZM87 253H86V255H87ZM101 253V252H100ZM121 253V252H120ZM124 253H126V252H124ZM129 253H131L130 251H129ZM137 253V252H136ZM143 253H144V251H143ZM201 253V252H200ZM199 253V254H200ZM217 253V254H218ZM83 254H84V251H83V253H81V255H82V257H83ZM104 254H106V252L104 253ZM108 254V256H106V255H104V256H101V255H103V254H101L100 255V257H98V261H100V263L101 264H115L114 263V259H119V257L120 256H117V258H112V256H109V254L110 253H107ZM117 254V253H116ZM146 254V253H145ZM149 254V253H148ZM199 254H196V255H199ZM235 254H233V255H235ZM251 254H250V256H251ZM3 255V254H2ZM80 254H78V256H79ZM85 255V254H84ZM110 255H112V254H110ZM120 255H122V253L120 254ZM124 255V254H123ZM126 255V254H125ZM127 255H129V254H127ZM133 255V254H132ZM139 255H141V254H139ZM192 255H194V254H192ZM202 255V254H201ZM44 256V255H43ZM90 256V255H89ZM115 256V255H114ZM130 256V255H129ZM149 256V255H148ZM215 256H217L216 255V252H215ZM249 256V257H250ZM264 256V255H263ZM3 257H4V255H3ZM74 257H75V255H74ZM80 257V256H79ZM78 257V258H79ZM85 257V256H84ZM131 257H133V256H131ZM135 257V256H134ZM140 257V256H139ZM138 257V258H139ZM196 257H198V256H196ZM195 257V258H196ZM213 257V256H212ZM248 257V256H247ZM5 258V257H4ZM122 258V257H121ZM123 258H126V257H124L123 256ZM136 258V257H135ZM134 258V259H135ZM141 258V257H140ZM139 258V259H140ZM214 258V257H213ZM241 258V257H240ZM80 259V258H79ZM85 259V258H84ZM87 259V258H86ZM132 259V258H131ZM151 259V258H150ZM216 259V258H215ZM214 259V261L216 262V260ZM220 259V258H219ZM219 259L217 260V262H219ZM235 259V258H234ZM248 259V258H247ZM264 259V258H263ZM6 260V261H5ZM77 260V259H76ZM75 260V261H76ZM82 260V259H81ZM124 260H126V261H124ZM124 260H122V261H124V262H127V258L126 259H124ZM133 260V259H132ZM221 260V259H220ZM73 261H74V259H73ZM89 261H94V260H89ZM121 261V260H120ZM140 261H142V258H141V260H139V262ZM231 261H232V259H231ZM237 261V260H236ZM259 261V260H258ZM262 261V260H261ZM77 262V261H76ZM81 262H83V261H81ZM97 262V261H96ZM116 262V261H115ZM117 262H119V260L117 261ZM183 262V261H182ZM181 262V263H182ZM193 262H195V261H193ZM193 262H192V264H193ZM234 262H235V260H234ZM233 262V263H234ZM241 262V261H240ZM256 262V261H255ZM70 263V262H69ZM80 263V262H79ZM95 262H93V264H94ZM136 263H137V261H136ZM179 263V262H178ZM84 264V263H83ZM89 264V263H88ZM92 264V263H91ZM99 264V263H98ZM117 264V263H116ZM125 264V263H124ZM129 264H131V263H129ZM133 264V263H132ZM141 264V263H140ZM183 264V263H182ZM194 264H196V263H194ZM198 264V263H197ZM203 264H205V263H203ZM237 264V263H236ZM241 264V263H240Z\"/></svg>",
	"mask_w": 264,
	"mask_h": 264
}]
</instances>
